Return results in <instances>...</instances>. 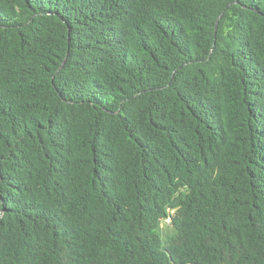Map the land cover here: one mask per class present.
Listing matches in <instances>:
<instances>
[{"label":"trees","instance_id":"trees-1","mask_svg":"<svg viewBox=\"0 0 264 264\" xmlns=\"http://www.w3.org/2000/svg\"><path fill=\"white\" fill-rule=\"evenodd\" d=\"M193 262L264 264V0H0V264Z\"/></svg>","mask_w":264,"mask_h":264},{"label":"rangeland","instance_id":"rangeland-1","mask_svg":"<svg viewBox=\"0 0 264 264\" xmlns=\"http://www.w3.org/2000/svg\"><path fill=\"white\" fill-rule=\"evenodd\" d=\"M159 228H160V232L164 237L174 233V228L172 227L169 219L161 221Z\"/></svg>","mask_w":264,"mask_h":264},{"label":"water","instance_id":"water-1","mask_svg":"<svg viewBox=\"0 0 264 264\" xmlns=\"http://www.w3.org/2000/svg\"><path fill=\"white\" fill-rule=\"evenodd\" d=\"M190 264H196V263L193 262V263H190Z\"/></svg>","mask_w":264,"mask_h":264}]
</instances>
